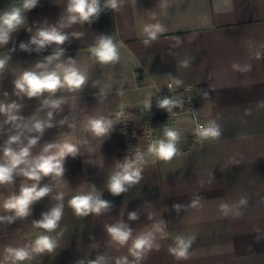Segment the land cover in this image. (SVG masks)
<instances>
[{
  "label": "crops",
  "instance_id": "1",
  "mask_svg": "<svg viewBox=\"0 0 264 264\" xmlns=\"http://www.w3.org/2000/svg\"><path fill=\"white\" fill-rule=\"evenodd\" d=\"M21 4L0 0V12ZM105 4L100 0L101 11L91 22L70 23L68 0H38L8 43L0 45V59L7 58L0 70V104L18 105L14 114L20 118L10 122L0 113V162L10 137L17 135L20 141L11 145L16 150L38 137L30 158L48 144L69 142L77 148L75 155L64 158L62 176L42 177L39 185L52 190L31 205L28 216L0 220V264H12L11 258L5 259L9 247L29 249L30 259L19 264H89L98 257L104 258L103 264H116L122 257L129 264H264V0H120L118 10ZM152 24H160L163 31L145 44V26ZM51 27L68 39L37 50L31 38ZM101 37L117 45L118 62L101 64L92 56L91 48ZM21 43L31 50L21 49ZM61 48L63 55L49 70L62 75L57 65L72 60L86 75L85 85L31 98L17 95L14 81L25 71H40L37 63H47L46 57ZM168 81L177 91L185 83L196 85L203 121L206 126L214 122L220 135L188 147L194 125L183 117L178 144L185 149L162 161L148 151L139 130L141 179L113 195L109 180L128 161L118 107L130 105L140 121L141 102L155 98ZM52 100L62 101L58 109L45 103ZM50 111L52 126L42 133L31 130L35 121H48ZM91 119L111 121L108 131L95 135ZM165 128L161 120V139ZM32 183L14 174L13 182L0 185V216L14 215L3 209V201ZM58 194L62 200L56 199ZM81 194L98 196L110 207L78 216L69 201ZM60 204L62 217L54 231L36 227L44 213ZM130 213L137 218L130 219ZM117 224L132 232L123 246L107 231ZM142 234L153 237L159 249L153 247L137 260L129 248ZM40 235L55 240L52 252H31ZM178 236L195 237L187 259L169 253Z\"/></svg>",
  "mask_w": 264,
  "mask_h": 264
},
{
  "label": "clouds",
  "instance_id": "2",
  "mask_svg": "<svg viewBox=\"0 0 264 264\" xmlns=\"http://www.w3.org/2000/svg\"><path fill=\"white\" fill-rule=\"evenodd\" d=\"M38 5V0H22L21 6H16L0 12V45L7 44L12 32L17 30L25 20L24 13L34 9ZM120 0H106L105 7L113 10H118ZM101 11L100 0H68L67 12L70 23L91 22V19L97 17ZM144 31L147 33L148 39L144 41L148 44L150 40H155L158 33L163 31L160 24L146 25ZM79 35V34H76ZM68 39L66 34L57 30L55 27L41 29L33 36L30 43L37 46V50L43 49L45 46L55 43L56 45H63ZM21 49L30 51L27 44L21 43ZM64 50L58 49L54 55L46 57L47 63H37L36 68L40 71H25L19 78L14 81L17 95L23 93L28 97H36L44 92L55 93L58 89L67 88L68 90H79L85 85L87 77L78 68L75 67V62L70 60L68 64H58L57 68L62 69V75L56 70H49L48 65L53 60H58L63 55ZM91 54L101 64H110L119 61V50L117 45L110 37H101L98 43L91 48ZM7 63V58L0 59V70H3ZM187 63L185 62V65ZM237 68V65H233ZM177 84L180 81H176ZM171 87V85H169ZM62 101L52 100L45 101L52 109H58ZM177 104L176 101L163 98L158 102V107L171 111L172 107ZM150 105L146 104V107ZM18 105L0 104V113L8 116L10 122H15L20 119L14 113L18 110ZM48 121H35L31 130L42 133L45 127H51L49 122L52 117V112L48 113ZM91 131L97 135H104L111 124V121L103 119H91L89 122ZM20 127V125H17ZM164 138L153 141L149 144L148 151L159 160L170 161L178 152L177 144L180 139V134L172 128H165ZM196 135L201 139L217 138L220 135V130L214 122H209L207 126L198 125L196 128ZM38 137L28 140L27 146L20 147L16 150L11 147L20 141V136L10 137L7 145L3 149V161L0 162V185L13 182L14 174H19L26 177L28 180L34 181L30 186L21 187L18 194L11 195L6 198L2 207L6 212H11L12 216H0V220H8L11 222L17 217H26L30 214L31 205L39 201L51 192L48 185L40 186L39 182L42 177L62 176L64 169V158L68 155H75L77 148L74 144L64 142L62 144H48L43 149V152L30 158V148L37 143ZM141 159L139 154L136 160H128L122 166L121 170L114 173L108 183V189L113 195H119L127 191L126 185H133L141 179L142 169L137 166V162ZM23 165V167H20ZM57 200L63 199V194H58ZM241 204L246 201L241 200ZM70 206L78 216H86L89 213L99 214L102 210L110 207V202L101 199L92 194H81L72 197L69 201ZM173 207L179 208V205ZM222 209H226L227 205H221ZM63 212L62 204L52 208L49 212L42 215V219L35 222L36 227L44 229L46 232L54 231L59 221L61 220ZM130 219H136V213H130ZM113 241L121 246L127 244L132 232L131 229L123 224L113 225L107 228ZM195 237L178 236L175 240L174 246L169 247V253L177 260L187 259L189 256V248L193 243ZM56 247L55 240L49 235L38 236L31 245V252L43 253L45 251L52 252ZM155 247L159 249V245H154L153 237L142 234L137 236L129 248L130 254L137 260L144 257L146 251H150ZM5 259L11 258L12 264H19V262L30 259V251L27 247L7 248ZM103 257H98L89 264H103ZM82 264V262H81ZM116 264H129L127 257H122L117 260Z\"/></svg>",
  "mask_w": 264,
  "mask_h": 264
},
{
  "label": "built area",
  "instance_id": "3",
  "mask_svg": "<svg viewBox=\"0 0 264 264\" xmlns=\"http://www.w3.org/2000/svg\"><path fill=\"white\" fill-rule=\"evenodd\" d=\"M178 90L173 81H168L165 86L159 89V94L155 98L143 100L140 105V121L133 114L130 105L125 103L119 105L118 122L123 135V149L127 160H135L138 152L141 150L138 140L139 130L149 144L161 139L158 132V125L161 120L166 123L167 128H172L181 134L179 122L183 117L187 116L194 125L192 141L188 144V147L197 146L206 140L196 135L197 126L205 125L198 105L199 97L196 85L185 83ZM163 98H169L177 102L171 111L158 107V102ZM146 104L150 106L146 107ZM177 148L178 152L185 149V147L179 144H177Z\"/></svg>",
  "mask_w": 264,
  "mask_h": 264
}]
</instances>
